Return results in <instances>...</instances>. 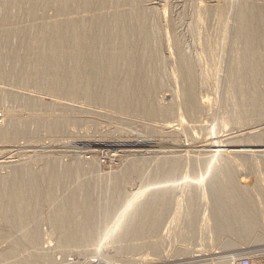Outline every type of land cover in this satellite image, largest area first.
I'll return each instance as SVG.
<instances>
[{"label": "rangeland", "instance_id": "1", "mask_svg": "<svg viewBox=\"0 0 264 264\" xmlns=\"http://www.w3.org/2000/svg\"><path fill=\"white\" fill-rule=\"evenodd\" d=\"M1 6L2 3L0 10ZM241 7L254 12L259 8L264 10V0H140L138 3L119 0L109 6L95 3L87 10H62L49 5L36 10L33 16L18 14L0 22V33L16 32L26 40L37 36L47 24L73 19L86 22L92 17L116 12L126 14L136 32V53L146 73L147 99L161 114L149 118L138 111L126 112L89 100L82 94L73 98L43 90L33 81L23 84L0 79V127L6 123V117L36 126L32 136L0 139V178L22 166L33 174L43 172L53 163L76 167L81 171L78 175L81 179L76 180H83L94 189L100 208L95 224L99 227L97 236L65 248L59 243V231L48 223L52 222L48 208L53 215L56 204L44 205L29 227L22 228L18 234L13 230L11 234L7 229L9 223L0 222V252L16 247L15 257L22 264H43L39 259L40 250L50 253L46 264H239L242 259H248L249 264H264V109L262 115L257 116L254 97L237 95L238 91L247 90L246 68L240 60L243 46L237 39ZM140 13L146 16L145 26ZM153 47L158 49L156 56ZM261 53L264 54V50ZM181 57L186 59L191 73V78L182 82L178 74L177 80L182 86L174 84L172 79ZM159 61L163 65L161 86L156 76ZM257 88L263 96L264 80ZM181 89L186 93V101L179 100ZM50 119L61 124L60 133L47 131L45 120ZM35 120L38 123L44 120L45 123H41L44 128L37 126ZM179 122L188 126L183 130L181 124L183 136L181 129L175 134L161 129L164 124L179 129L180 125L176 127ZM207 140L210 143L212 140L211 145ZM163 160H167V164L175 163L171 177L163 174ZM5 161L10 165H3ZM129 165H135L139 174L119 182L121 196L140 190L136 199V203L140 200L139 205L151 193L160 191L161 195L166 189L161 224L157 231L131 239L119 238L124 220L134 210L130 209L115 232L99 245L97 242L103 238V232L112 226L121 211V204L110 211L113 180L125 174ZM226 170L231 171L237 185L249 191L254 188L260 196L258 209L263 212L259 214L258 210L257 214L261 215V224L258 222L249 234L238 235L242 227L233 220L229 222L235 225L228 232L226 228L220 233L214 224L216 206L225 215L230 214L227 210L231 196L229 183L224 178L218 180ZM183 179L190 182L185 183ZM179 197L184 200L186 211ZM176 208L183 212L182 216L179 211L180 216H177ZM172 220L178 221V226L181 223V231ZM4 224H8L6 229ZM25 229L37 232V247L22 243Z\"/></svg>", "mask_w": 264, "mask_h": 264}, {"label": "bare ground", "instance_id": "2", "mask_svg": "<svg viewBox=\"0 0 264 264\" xmlns=\"http://www.w3.org/2000/svg\"><path fill=\"white\" fill-rule=\"evenodd\" d=\"M117 1L119 0H2V2L0 0V5L2 3L0 22L10 20L18 14L28 17L33 16L36 10L49 5L57 9L61 8L62 10H87L88 8H92L95 3L109 6ZM131 1L138 3L140 0ZM140 18L143 26H145V14L142 15L140 13ZM237 22L239 25L237 39L243 46L240 50V60L243 61L244 68H246L245 87L247 89L245 92L238 91L237 95L241 98L245 94L254 97L253 105L258 111L256 115L260 117L262 115V109H264V95L262 96V94L258 93L257 85L264 80V54L261 53L264 50V10L259 8L254 12L245 7H241ZM44 28V30L41 29V32L37 36H31L26 40L22 39L20 34L16 32L2 31L0 33L1 80L4 79L23 84L33 81L38 88L43 90H49L59 94L64 93L73 98L78 94H82L89 100L91 99L102 104L106 103L118 109L121 108L126 112L138 111L149 118L161 116L150 100L147 99L148 87L145 85L146 73L141 59L136 53V46L138 45L136 32L132 23L126 17V14L116 12L92 17L86 22H82L80 19H73L61 23L47 24ZM101 48L102 50H100ZM157 50V47H153V54L155 56L157 55ZM169 54L171 55L170 52ZM175 61L172 62L174 63ZM177 62H179V64L177 63L178 66L175 65L177 71L172 75V79L174 84L177 83L178 85L182 82V79L189 80L191 73L189 64H187L184 57H181ZM158 63L160 65L161 61ZM162 67L163 65H160L156 69L157 84L160 86L163 83ZM175 67H173L174 70ZM178 74L179 83V80H177ZM180 86H182V83ZM181 91L182 96L177 95V97H180L179 100L186 101V93L182 89ZM176 93L178 92L176 91ZM11 95L9 97L12 99L13 97ZM5 120L6 123H4V126L0 127V139L2 141L11 140L14 137L18 138L21 135L30 136L36 132L34 129L36 126H31L33 124L32 122L30 124V122L18 121L15 118L13 119V117H6ZM54 120H45V122L47 121L45 126L47 131H54L53 134H57L61 132V124H57L56 119ZM36 121L33 122L38 123ZM41 121L45 123L44 120ZM27 123L30 124V128ZM41 123L39 121L36 125L41 126ZM181 124L183 122H179L176 126L178 127L180 125L178 127L179 129H175V126L165 124L162 125L161 129L163 131L165 130V132L175 134L176 131L180 132L178 130L181 129ZM185 125L187 126V124H183V130L186 128ZM182 132L181 135L185 134V132ZM226 137L228 138V136ZM185 138H188V135ZM210 141L212 143V140ZM208 143L211 145L210 142ZM214 144L212 145L214 146ZM250 149L252 148L250 147ZM166 162L167 160H163L161 165L163 174L171 177L175 172V163L170 161L167 164ZM3 165L8 166L10 164H6L5 161ZM22 167H17L8 176L6 175L5 178H0V222L9 223V225L7 224L8 226L4 224V228L6 225L8 227L6 228L10 232L13 230L14 233L17 232L18 234V231L22 230V228L27 229L29 227L44 205L49 206L50 203H53L56 204L55 210L52 208L54 210L53 215L52 210L47 207L51 211V214L48 213L50 214L48 218L50 217L49 220L52 221L48 223H51L56 231H59V243L61 247L65 248L79 244L80 242L84 243L97 236L99 227L95 224L98 222V209L100 208H98L94 198V189L89 187L88 183L82 182L83 180L80 181L78 179L80 182L76 180L77 178L81 179V176H78L81 174L78 168H66L68 166L60 167L58 163H53L47 166V169L45 168L43 172L33 174L29 169L24 167L23 169ZM125 172L122 176L114 178V192L110 197V211L111 209H115L118 204H121V211L120 213L118 212L119 216L115 218L116 221H114L112 226L103 232V238H100L101 240H98L99 242L96 241L99 245L103 241L106 242L108 237L115 232V228L121 225L130 209H134L135 211L133 210L132 215L124 220V228L122 229V233L118 235L119 238H136L137 236L144 235V233L151 232V230L154 231L161 224L162 203H164L163 193H168L166 189H164L165 191L161 195L159 193L160 191L151 193L149 197L147 196L148 198L145 197L146 199H142L138 205L140 200L136 203V199L141 194L140 190L136 191L135 194L130 193L126 196H121L119 182L128 178L130 175H138L139 171L135 165H129ZM163 174H160V176ZM221 176L223 177L221 178ZM223 178L225 179L224 181L229 183L231 196L229 198L230 201H227V210L230 214L225 215L216 206L214 211V224L220 233L224 232L223 230L226 228L228 232L235 225L233 222L239 223V226L242 227H239V231L236 229L239 232L238 235L240 233L249 234L250 230L253 232L260 223L259 218L261 215L259 216V214L263 212L261 211L262 209H258L261 207H259V202L261 201L259 200L260 196L257 190L252 188L249 191L237 185L229 170H226V173H221L218 180H223ZM188 181L190 182V180H186L185 183ZM200 183L202 182L200 181ZM182 188L184 189L185 186ZM185 190H183L184 193L187 192ZM213 193H216L215 188H213ZM60 195L62 196L59 197ZM121 197L122 200H120ZM180 201L178 203L179 206H181ZM180 208H183V204ZM176 209L177 216H180V214L182 216L183 212L179 211L178 208ZM183 209H186V204ZM258 210L260 211L259 214H257ZM178 211L181 213L179 214ZM185 211L184 213H186ZM107 213L110 215L108 210ZM176 214H174L175 216L173 218H176ZM232 220V223L229 222ZM175 223L178 226V221H173L174 225ZM206 223L204 224L206 225ZM173 224L171 225L174 227ZM173 227H170V229L175 230ZM181 228L179 227L180 231ZM26 229L22 233L23 236H21L24 238V241L21 240L22 243L25 242L28 246L37 247L39 239L37 232L31 231L30 229L29 232ZM179 229L177 228V231ZM171 232L173 234L175 233L173 231ZM21 237L19 238L22 239ZM16 250L17 248L14 247V249L11 248L8 251L4 250L0 252V263L22 264L15 257ZM38 253L39 259L42 260L43 264L44 262L46 264V261L47 263L49 262L50 253L47 250H40Z\"/></svg>", "mask_w": 264, "mask_h": 264}, {"label": "built area", "instance_id": "3", "mask_svg": "<svg viewBox=\"0 0 264 264\" xmlns=\"http://www.w3.org/2000/svg\"><path fill=\"white\" fill-rule=\"evenodd\" d=\"M239 264H249V260L248 259H242Z\"/></svg>", "mask_w": 264, "mask_h": 264}]
</instances>
